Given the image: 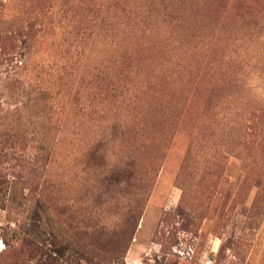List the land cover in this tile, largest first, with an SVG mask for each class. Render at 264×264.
<instances>
[{"label":"rangeland","instance_id":"374dc122","mask_svg":"<svg viewBox=\"0 0 264 264\" xmlns=\"http://www.w3.org/2000/svg\"><path fill=\"white\" fill-rule=\"evenodd\" d=\"M0 264H264V0H0Z\"/></svg>","mask_w":264,"mask_h":264}]
</instances>
